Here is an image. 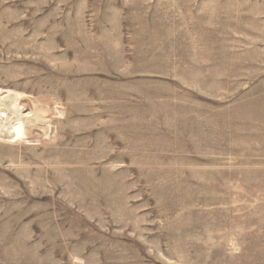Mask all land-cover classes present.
<instances>
[{"label": "rangeland", "instance_id": "374dc122", "mask_svg": "<svg viewBox=\"0 0 264 264\" xmlns=\"http://www.w3.org/2000/svg\"><path fill=\"white\" fill-rule=\"evenodd\" d=\"M0 90V264H264V0H0Z\"/></svg>", "mask_w": 264, "mask_h": 264}, {"label": "bare ground", "instance_id": "6f19581e", "mask_svg": "<svg viewBox=\"0 0 264 264\" xmlns=\"http://www.w3.org/2000/svg\"><path fill=\"white\" fill-rule=\"evenodd\" d=\"M89 47H90V46H89ZM89 47H88V48H89ZM90 48H91V47H90ZM184 73H185V72H184ZM219 77H220V75H219ZM2 94H6V96L4 95L3 98H0V100H6V99H7V101H8V100L10 99V101H11V97L14 96V95L12 96V93H10V92H8V91H7V92H5V91L3 92L2 90H0V96H2ZM14 97H15V96H14ZM18 98H20V97H18ZM18 98H17V100H18ZM12 99H13V98H12ZM248 100H250V99H248ZM248 100H247V101H248ZM259 100H260V99H259ZM187 101H188V100H187ZM252 101H253V104H255V102H254L255 100L253 99ZM256 101H257V99H256ZM248 102H250V101H248ZM257 102H258V101H257ZM261 102H262V100H261ZM261 102H260V103H261ZM10 103H12V104H10V105L13 106V104H14L15 102H10ZM239 103H240V102H239ZM258 103H259V102H258ZM261 104H262V103H261ZM261 104H260V105H261ZM244 105H245V103H244ZM248 105H249V103H248ZM251 105H252V104H251ZM251 105L247 106V108H248V107H251ZM260 105H257V106L259 107ZM242 107H243V106H242ZM263 107H264V105H263ZM263 107H262V108H263ZM243 108H245V106H244ZM259 108H260V107H259ZM227 110H228V109H227ZM232 110H233V109H232ZM189 111H190V110H189ZM198 111H199V110H198ZM247 111H248V110H247ZM261 111H262V110H261ZM223 113H224V112H223ZM252 113H253V112H252ZM11 114H12V115H16V116L19 115V113H17V112H16V114H15V112H13V113L11 112ZM263 114H264V113H263ZM196 116H197V115H196ZM240 116H241V115H240ZM262 116H263V115H262ZM5 117H6V115H4V118H5ZM8 117H11V118H12L13 116H8ZM211 117H212V116H211ZM13 118H14V117H13ZM197 118H198V117H197ZM262 119H263V118H262ZM205 120H206V119H205ZM11 121H12V120H11ZM203 122H204V120H203ZM200 123H201V122H200ZM227 123H229V122H227ZM210 124H211V123H210ZM212 124H213V123H212ZM225 124H226V123H225ZM263 124H264V123H263ZM226 125H227V124H226ZM232 125H233V124H232ZM207 126H208V125H207ZM225 127H226V126H225ZM212 128H213V127H212ZM226 129H227V128H226ZM226 129H224V130H226ZM229 129H230V128H229ZM224 130H223V131H224ZM202 131H203V130H202ZM200 132H201V131H200ZM228 133H229V132H228ZM179 135H180V134H179ZM197 135H199V134H197ZM181 137H183V136H181ZM199 138H200V137H199ZM201 138H202V137H201ZM201 138H200V139H201ZM200 139H199V140H200ZM229 140H230V139H229ZM200 141H202V140H200ZM202 143H203V142H202ZM206 143H207V142H206ZM200 145H201V144H200ZM196 147H197V146H196ZM196 147H195V148H196ZM197 148H198V147H197ZM197 151H198V150H197ZM198 152H199V151H198ZM150 183H151V182H150ZM125 195H126V194H125ZM182 202H184V201H182ZM182 204H183V203H182ZM127 259H128V258H127Z\"/></svg>", "mask_w": 264, "mask_h": 264}]
</instances>
